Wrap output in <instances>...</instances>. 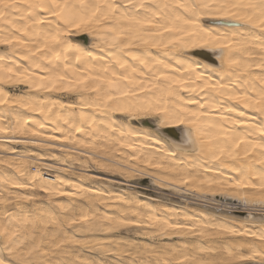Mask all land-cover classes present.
Returning <instances> with one entry per match:
<instances>
[{
  "label": "bare ground",
  "instance_id": "bare-ground-1",
  "mask_svg": "<svg viewBox=\"0 0 264 264\" xmlns=\"http://www.w3.org/2000/svg\"><path fill=\"white\" fill-rule=\"evenodd\" d=\"M261 20L264 0H0V264H264Z\"/></svg>",
  "mask_w": 264,
  "mask_h": 264
},
{
  "label": "clouds",
  "instance_id": "clouds-1",
  "mask_svg": "<svg viewBox=\"0 0 264 264\" xmlns=\"http://www.w3.org/2000/svg\"><path fill=\"white\" fill-rule=\"evenodd\" d=\"M210 2L211 3H215V0H210ZM233 7H240V5L239 4H236V5H233ZM229 11H230V9H229ZM240 18L243 19L245 17H240ZM260 23L264 24V20H261ZM101 39H103V36H101ZM47 43H51V44L55 45V44H58L59 43V40H58L57 37L54 36ZM224 46L227 47L228 45H224ZM79 59L80 58L78 57L77 60H79ZM0 71H3V70H0ZM7 73H12V75H15V73L12 72V69H7L6 72H5V74H7ZM28 75H31V74L29 73ZM159 78H160V76H157V79H159ZM164 78L165 79H168V77H164ZM60 79H63V77H61ZM92 79H96V77L90 76L85 71L80 76H78L77 79L70 80L68 83H69V86L74 87L77 84H84L86 81L92 80ZM173 83L176 84V85H180L181 87H183V85H184L185 82H182V81H179V80H175V81H173ZM205 87L215 88L217 86L206 83L205 84ZM150 90H151V86H149V85H145L141 89V91H150ZM201 90H203V89H201ZM234 99H236V97H234ZM201 115L202 114H198L197 112H190V113H188L187 119H188V121L190 123H192L194 125H199L200 116ZM225 131H226L225 129H219L218 132H217V136L218 137L219 136H223L225 134ZM248 186L250 187L251 185H248ZM238 187H240V185Z\"/></svg>",
  "mask_w": 264,
  "mask_h": 264
},
{
  "label": "rangeland",
  "instance_id": "rangeland-1",
  "mask_svg": "<svg viewBox=\"0 0 264 264\" xmlns=\"http://www.w3.org/2000/svg\"><path fill=\"white\" fill-rule=\"evenodd\" d=\"M68 98V97H67ZM69 100H70V98H69ZM87 165V169L88 170H93V171H95L94 170V168H93V164H91V163H87L86 164ZM37 167V168H36ZM37 169H40V167L38 166V163H33V164H30L29 165V170H30V172L32 173V174H35L36 172H37ZM35 171V172H34ZM135 178V177H134ZM103 183H105V184H107L106 182H103ZM112 186V185H111ZM115 187H117V186H115ZM35 200H36V202L38 203V204H40V203H45V202H47V199L44 197V196H42V195H37L36 197H35ZM10 210V209H9Z\"/></svg>",
  "mask_w": 264,
  "mask_h": 264
},
{
  "label": "snow or ice",
  "instance_id": "snow-or-ice-1",
  "mask_svg": "<svg viewBox=\"0 0 264 264\" xmlns=\"http://www.w3.org/2000/svg\"><path fill=\"white\" fill-rule=\"evenodd\" d=\"M25 79H27V77H25ZM236 99H240L239 97H236ZM239 186V185H238Z\"/></svg>",
  "mask_w": 264,
  "mask_h": 264
}]
</instances>
